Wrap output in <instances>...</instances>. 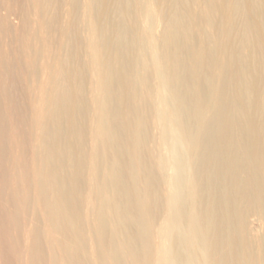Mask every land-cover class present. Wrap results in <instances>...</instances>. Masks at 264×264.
I'll return each mask as SVG.
<instances>
[{"label":"bare ground","instance_id":"bare-ground-1","mask_svg":"<svg viewBox=\"0 0 264 264\" xmlns=\"http://www.w3.org/2000/svg\"><path fill=\"white\" fill-rule=\"evenodd\" d=\"M0 264H264V0H0Z\"/></svg>","mask_w":264,"mask_h":264}]
</instances>
